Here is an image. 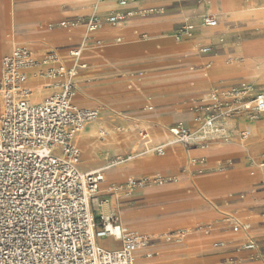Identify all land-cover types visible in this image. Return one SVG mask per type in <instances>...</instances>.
Masks as SVG:
<instances>
[{"label":"crops","instance_id":"1","mask_svg":"<svg viewBox=\"0 0 264 264\" xmlns=\"http://www.w3.org/2000/svg\"><path fill=\"white\" fill-rule=\"evenodd\" d=\"M123 1L125 6L117 0H0L4 12L1 39L9 46L7 34L15 30L16 39L23 42L18 46L57 54L64 65L55 68L77 72L73 104L104 110V127L96 123L99 117L87 124L80 145L90 146L89 155L79 154L77 167L81 173L103 174L93 210L96 217L113 213L130 233L150 237V244L163 237L176 242L180 233H190L191 241L206 245L192 260L171 264H210L231 256L243 264L260 263L247 261L256 250L264 249V221L243 222L264 218V142L256 140L241 121L249 119L241 116L229 122L228 142L189 148L174 144L165 147L162 156L154 150L172 140L169 129L177 125L195 129V121L215 112V107L230 98V90L249 87L253 93L264 94V82L244 81L224 58L236 54L242 35L252 38L257 50L264 49V15H244L251 1L235 0V10H221V25L226 30L207 35L213 28L191 24L212 16L202 8L208 0ZM257 4L264 6L263 0ZM126 13L132 16L115 25L104 21ZM94 16L101 23L89 31L87 22ZM186 26L192 27L188 34L184 33ZM207 37L212 39L209 44ZM18 46L5 49L0 59ZM202 48L211 52L202 53ZM77 49L82 51L80 62L70 56ZM40 67V77L49 81L43 75L48 66ZM51 91L42 102L56 90ZM112 129L113 133L107 132ZM93 130L105 135H88ZM241 133L247 134L246 141H241ZM114 139L123 143L112 144ZM106 140L109 145L104 144ZM116 158L124 162L113 164ZM130 180L142 185L129 187ZM238 231L242 234L234 236ZM104 240L116 246H101L100 240L99 247L120 248L119 242ZM249 242L254 243L253 250L236 251ZM146 255L143 251L142 257Z\"/></svg>","mask_w":264,"mask_h":264},{"label":"built area","instance_id":"2","mask_svg":"<svg viewBox=\"0 0 264 264\" xmlns=\"http://www.w3.org/2000/svg\"><path fill=\"white\" fill-rule=\"evenodd\" d=\"M120 5L123 0H117ZM131 13L111 15L104 21L115 25ZM101 23L91 17L87 29ZM203 25L215 28L214 16L203 18ZM191 26L184 28L190 33ZM81 50L70 56L77 60ZM48 66L43 75L56 90L40 104L29 100L27 70L39 65L33 54L22 47L4 57L0 73V264H133V251L153 240L128 232L113 213L96 217L97 194L104 178L101 171L81 173L75 138L84 127L99 117L97 109L79 108L71 102L76 69L55 68L59 57H43ZM229 99L215 112L198 118L195 129L177 125L169 129L172 140L156 148L181 144L186 148L207 146L231 139L228 124L237 117L259 120L264 115V94L249 87L234 88ZM105 135L103 131L100 132ZM139 137L145 139L143 133ZM241 141L247 134L239 135ZM264 168V154L261 155ZM124 162L121 158L113 164ZM129 187L141 182L128 181ZM182 233H180L181 235ZM170 238V237H169ZM113 239L117 250L98 246V241ZM254 243L242 246L253 250ZM147 258L150 255H146Z\"/></svg>","mask_w":264,"mask_h":264},{"label":"bare ground","instance_id":"3","mask_svg":"<svg viewBox=\"0 0 264 264\" xmlns=\"http://www.w3.org/2000/svg\"><path fill=\"white\" fill-rule=\"evenodd\" d=\"M216 1L215 0H208L206 4L202 3V8L203 9H207L210 12V15L216 17V19L218 21V25L215 28L207 30V35L208 34H215L218 31L226 30V28H223V26L221 25V22L223 20L222 11L224 13L225 12L227 13V12H230L232 10H235V7H237L236 4H234L235 0H220L217 3V5H219L221 7L222 11L219 13L218 12V6L216 5ZM126 4L127 3L124 2L122 4V6H125ZM243 11H244L243 14L246 15V16H249V15H252V14H254V15H264V6H261V7L252 6L250 8L244 9ZM201 24H202V27L204 28V25H203L202 22H201ZM13 32L15 33L16 31L14 30ZM203 38H205V37H203ZM205 40H206V42H210L212 39H211V37H207V39H205ZM256 47H257L256 42L253 39H241L240 41H238V48H237L236 54L233 55V56L224 57L225 59H228V63H227L228 65H231V64H229L230 62H233V63L235 62L236 63V68H237L238 74L241 76V78L243 80H247V81H250L252 83L253 82H264V49H262V50L258 49L257 50ZM22 48H24V47H22ZM25 49H27V48H25ZM27 50H29V49H27ZM209 51H211L210 48H204V49L202 48L201 49L202 53H207ZM33 52L34 51H31V53L33 54L35 59L38 60L39 65L33 66V67H31V68H29L27 70L28 71L27 72L28 73V79H27L26 83L28 85H30L31 90H32V93L29 96V98L31 97L30 101H31L32 104H36V103L42 102V100L49 95V91H51V89H54V87H52V83L53 82L50 81V80L48 81V84L46 86V87H49L48 89H50V90H46L44 88V86L41 85V83H40L41 82L40 81V75L39 74L42 71V68L40 66H43L45 64V62L43 61V56L36 57V55ZM3 59H2V61H3ZM81 59H82V51H81L80 57L77 60H75V61L80 62ZM2 61H1V64H0V73H1V70H2ZM59 64L64 65L63 64V59H61V58L59 59ZM30 77H34V78H30ZM75 93L76 92H73V94H72V98H71V102L72 103H74ZM76 97H77L78 100H80L82 98L81 94H79V93H77ZM97 110H98V113H99L100 116H99V119H98V121L96 123L99 124V127H103L101 122L105 119L103 117L104 110L101 107L97 108ZM251 121H253V120H250V121L243 120L242 123H244L247 127H249L252 130V132L256 136V140H258L259 142H264V120L261 121V122H256V123H250ZM87 127H88V125H86L84 127L83 131L74 140V144L77 147V150H78L79 154H82L83 156H88L89 155L88 150L90 148V146L87 145V144L80 145V140H81V138L83 136H85ZM99 133L96 130H93L88 135H92L94 137H97L98 135H100ZM151 139H152V136H150L148 138V140H151ZM111 143L119 145V144H122L123 141L120 142L119 140L114 139L113 141H111ZM104 144H108L109 145L110 143L106 140ZM225 151L226 150H224V152ZM106 196H109V195H106ZM152 244H149L146 247L137 248V249H135L133 251V264H136V253L137 252L140 253L141 250L146 251V253H148V255H150L149 258H151L154 255V251L151 250ZM165 255H166V248L163 249L162 253L160 254V257H164ZM141 260L142 259L140 257H138L137 264H150V263H146L145 261H141ZM151 264H154V263H151Z\"/></svg>","mask_w":264,"mask_h":264},{"label":"rangeland","instance_id":"4","mask_svg":"<svg viewBox=\"0 0 264 264\" xmlns=\"http://www.w3.org/2000/svg\"><path fill=\"white\" fill-rule=\"evenodd\" d=\"M219 1L220 0L216 1V5H217V3ZM248 1H251L250 4L252 6L260 7L257 4V0H248ZM263 2H264V0H263ZM217 6H218V12L220 13L221 12V9H220L221 7L219 5H217ZM236 6H237V4H236ZM3 13H4L3 10L0 8V22H1V19L3 17ZM201 22H202V19H201V21H198L196 24H191V25L194 28H196V27L203 28ZM15 33L13 34L12 32H9L7 34L6 41L10 44L9 46H7L6 44H4V42H2V39H1L2 38V29L0 28V58L2 57L3 52H4L5 49H8L10 51L14 46H16V45L18 46L19 43H23V42H21V40H17L16 39V37H15L16 34ZM241 39H252V38H250L249 36H246V35H242V36H240L238 38V41H240ZM207 43L209 44L210 42H207ZM18 47H24V48L29 49L28 47H26L24 45L18 46ZM31 51H34V49H31ZM34 53H35L36 57H41V56L44 57L45 56L42 51H34ZM1 61H2V59H0V64H1ZM229 64H231L229 66L236 67V63L235 62L234 63L230 62ZM40 81H41L40 83H41L42 86H44V87L47 86L48 81H44L41 77H40ZM244 81H247V80H244ZM247 82L252 83L250 81H247ZM48 90H50V89H48ZM51 92L52 91H49V95H50ZM29 99L31 100V97ZM76 99H77V97H76ZM98 108H100V107H98ZM243 120H246V119H244V118L241 119V121H243ZM263 120L264 119H262V120H253L250 123L261 122ZM247 121H250V120H247ZM108 132L113 133L114 130L112 129V130H109ZM249 221H257V222L262 223L264 221V218H250V220L243 221V222L244 223H248ZM241 234L242 233L240 231H238L234 236L237 237V236H240ZM189 235H190V233H182L181 235L178 236L180 239L178 241H176V242L173 241L169 237H163L159 242H156V243L152 244L151 249L154 250V255L152 256L153 258H151V259L143 258L142 257L143 250H141L140 253L137 252L136 253V257H137V259H138V257H140L142 259L141 261H145L146 263H150V264L151 263H154V264H171V263H173L175 261L179 262L180 260H183V259L192 260L195 256H198V255L203 253V251L206 248V245H201L199 243H195V242L191 241L189 239ZM100 245L101 246L112 247V248L116 246L115 243H113L112 241H108V240L101 241ZM241 247H242V245L237 246L236 247V251L242 250ZM164 248H166V255L164 257H160V254L162 253ZM211 248L213 249V248H215V246L213 245V247H211ZM260 260H262V261L260 263H258V264L264 263V249L256 250V255H254L251 258V260H249L247 262H257V261H260ZM237 263L243 264V263H240L239 259L235 260L231 256V257H228V258L227 257L224 258V260H218V261L216 260V261H214L213 263H210V264H237ZM244 263H246V262H244Z\"/></svg>","mask_w":264,"mask_h":264}]
</instances>
